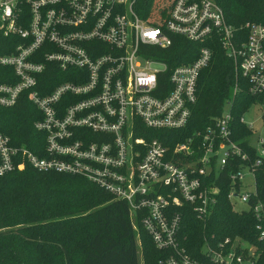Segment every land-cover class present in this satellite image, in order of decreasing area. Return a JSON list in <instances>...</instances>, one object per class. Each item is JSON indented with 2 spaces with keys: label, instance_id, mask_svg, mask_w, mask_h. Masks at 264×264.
I'll return each mask as SVG.
<instances>
[{
  "label": "built area",
  "instance_id": "1",
  "mask_svg": "<svg viewBox=\"0 0 264 264\" xmlns=\"http://www.w3.org/2000/svg\"><path fill=\"white\" fill-rule=\"evenodd\" d=\"M148 1L0 0V33L21 39L14 52L0 56L18 78L0 83V105L12 107L28 92L41 113L34 126L45 136L35 152L0 132V176L29 163L89 179L129 204L134 229L139 219L164 251L160 264H264V202L253 164L242 165L249 156L233 138L231 110L173 146L137 135L188 126L216 44L233 60L235 74L247 78L249 91L263 93L264 24L247 23L244 35L216 0H167L146 16ZM174 35L197 48L193 58L170 66L154 47H170ZM52 80L59 81L53 88ZM239 90L236 82L234 94ZM261 144L257 164L264 158ZM247 172L251 190H243ZM224 178L233 210L253 213L256 240L204 236L201 258L195 257L183 245L178 208L190 204L206 221ZM238 203L247 208L237 209Z\"/></svg>",
  "mask_w": 264,
  "mask_h": 264
},
{
  "label": "trees",
  "instance_id": "2",
  "mask_svg": "<svg viewBox=\"0 0 264 264\" xmlns=\"http://www.w3.org/2000/svg\"><path fill=\"white\" fill-rule=\"evenodd\" d=\"M216 1L223 7L228 23L244 35L247 23L264 24V0ZM160 3L162 0H149L144 14L155 16ZM20 42L19 37L0 33V56L14 52ZM195 48V43L174 35L170 47H154V53L172 66L193 58L195 54L188 56ZM17 81L13 68L0 63V83ZM58 82L52 80L51 87ZM236 82L240 90L234 94ZM230 100L233 138L249 156V162L242 165L253 164L258 196L264 202V158L256 163L259 154L251 143L253 131L241 121L255 103L264 101V92L249 91L247 78L235 74L233 60L220 45L214 46L213 60L201 72L198 100L188 126L180 130L148 129L137 135L158 137L173 146L213 124ZM40 118V111L24 92L14 106L0 105V132L8 135L14 145L38 152L45 146V136L34 126ZM229 190V178H224L218 203L206 221L197 219L190 204L178 208L183 215V245L191 255L201 258L204 236L219 239L239 235L256 240L253 213L235 212L227 197ZM138 246L147 264H160L165 256L139 219L138 231L134 229L129 204L89 179L39 170L29 163L0 176V264H139Z\"/></svg>",
  "mask_w": 264,
  "mask_h": 264
},
{
  "label": "rangeland",
  "instance_id": "3",
  "mask_svg": "<svg viewBox=\"0 0 264 264\" xmlns=\"http://www.w3.org/2000/svg\"><path fill=\"white\" fill-rule=\"evenodd\" d=\"M167 2V0H162L163 3ZM231 110L229 103H226L223 108V113H227ZM244 119L247 124L251 126L253 131L251 136V143L254 144L257 148L262 149L263 145L261 141L264 142V101L255 103L249 111L244 114ZM253 177L252 175L247 172L246 173V180H245V187L243 190H251ZM237 209L240 208H247V205L238 203L236 205ZM90 211L84 212L80 215L88 214ZM138 256H139V264H147L146 257L141 249V246H138Z\"/></svg>",
  "mask_w": 264,
  "mask_h": 264
}]
</instances>
